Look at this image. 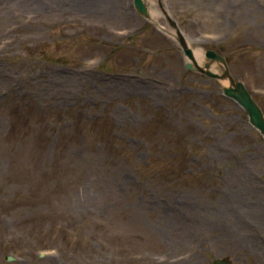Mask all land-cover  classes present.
<instances>
[{
	"label": "rangeland",
	"instance_id": "374dc122",
	"mask_svg": "<svg viewBox=\"0 0 264 264\" xmlns=\"http://www.w3.org/2000/svg\"><path fill=\"white\" fill-rule=\"evenodd\" d=\"M143 1L0 0V264H264V140L168 22L264 116V0Z\"/></svg>",
	"mask_w": 264,
	"mask_h": 264
},
{
	"label": "water",
	"instance_id": "95a60500",
	"mask_svg": "<svg viewBox=\"0 0 264 264\" xmlns=\"http://www.w3.org/2000/svg\"><path fill=\"white\" fill-rule=\"evenodd\" d=\"M133 3L136 10L140 14L144 15L146 18H149V12L143 0H133ZM158 3L159 6H161V0H158ZM162 11L163 13H165L163 9ZM168 22L170 27L176 33V39L179 45L182 47L184 55L190 61L185 64V67L190 71H197L207 77L214 78L222 82L226 81L227 85L222 88L223 95L234 100L240 107H242L246 111L249 123L256 130H258L264 140V116L262 110L252 98L243 83L234 80V78L231 76L225 59L215 51L207 50L205 52V57L208 61L205 62L202 66L198 65L195 60L192 49L188 46L186 40L184 39L180 31L177 29L175 23L170 19H168ZM213 61L222 64L223 71L220 74L214 73L210 70V63ZM10 260H12V258L7 257V261ZM213 264H230V262L228 258H215L213 260Z\"/></svg>",
	"mask_w": 264,
	"mask_h": 264
},
{
	"label": "bare ground",
	"instance_id": "6f19581e",
	"mask_svg": "<svg viewBox=\"0 0 264 264\" xmlns=\"http://www.w3.org/2000/svg\"><path fill=\"white\" fill-rule=\"evenodd\" d=\"M194 57L196 58V60H199V55L197 52H194Z\"/></svg>",
	"mask_w": 264,
	"mask_h": 264
}]
</instances>
